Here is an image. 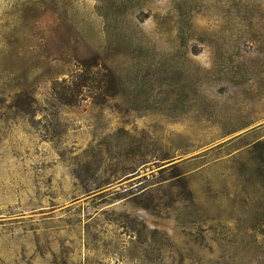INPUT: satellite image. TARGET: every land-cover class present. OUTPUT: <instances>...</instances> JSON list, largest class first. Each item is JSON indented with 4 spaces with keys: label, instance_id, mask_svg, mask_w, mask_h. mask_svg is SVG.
Listing matches in <instances>:
<instances>
[{
    "label": "rangeland",
    "instance_id": "obj_1",
    "mask_svg": "<svg viewBox=\"0 0 264 264\" xmlns=\"http://www.w3.org/2000/svg\"><path fill=\"white\" fill-rule=\"evenodd\" d=\"M0 264H264V0H0Z\"/></svg>",
    "mask_w": 264,
    "mask_h": 264
}]
</instances>
